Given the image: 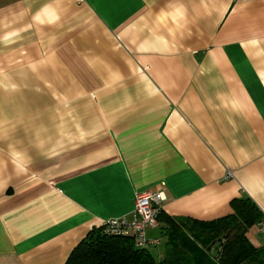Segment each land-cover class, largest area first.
I'll use <instances>...</instances> for the list:
<instances>
[{"label": "crops", "instance_id": "crops-1", "mask_svg": "<svg viewBox=\"0 0 264 264\" xmlns=\"http://www.w3.org/2000/svg\"><path fill=\"white\" fill-rule=\"evenodd\" d=\"M142 192L160 259L165 216L264 217V0H0V264H64Z\"/></svg>", "mask_w": 264, "mask_h": 264}, {"label": "trees", "instance_id": "trees-1", "mask_svg": "<svg viewBox=\"0 0 264 264\" xmlns=\"http://www.w3.org/2000/svg\"><path fill=\"white\" fill-rule=\"evenodd\" d=\"M230 206V215L209 222L165 216L167 251L161 260L149 247L137 248L132 236L105 235L100 227L71 251L64 264H264V245L254 247L246 237L251 227L264 223V217L248 198L234 199Z\"/></svg>", "mask_w": 264, "mask_h": 264}, {"label": "built area", "instance_id": "built-area-1", "mask_svg": "<svg viewBox=\"0 0 264 264\" xmlns=\"http://www.w3.org/2000/svg\"><path fill=\"white\" fill-rule=\"evenodd\" d=\"M165 202L166 197L163 193H139L135 197L131 217H120L105 221L102 225V232L105 235L114 236L130 235L134 239V245L139 249L157 247L160 245V239H149L146 232L149 228L154 229L157 227ZM258 232L261 236H264V223H261Z\"/></svg>", "mask_w": 264, "mask_h": 264}, {"label": "rangeland", "instance_id": "rangeland-1", "mask_svg": "<svg viewBox=\"0 0 264 264\" xmlns=\"http://www.w3.org/2000/svg\"><path fill=\"white\" fill-rule=\"evenodd\" d=\"M164 247H165V244L161 243L160 246L157 247L156 249L150 250L152 255L155 257L156 260H161L160 258L162 257L161 254H162Z\"/></svg>", "mask_w": 264, "mask_h": 264}, {"label": "water", "instance_id": "water-1", "mask_svg": "<svg viewBox=\"0 0 264 264\" xmlns=\"http://www.w3.org/2000/svg\"><path fill=\"white\" fill-rule=\"evenodd\" d=\"M220 247V244H217L214 248V250L212 251L211 255L213 257H216L217 253H218V248Z\"/></svg>", "mask_w": 264, "mask_h": 264}]
</instances>
